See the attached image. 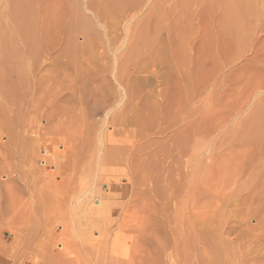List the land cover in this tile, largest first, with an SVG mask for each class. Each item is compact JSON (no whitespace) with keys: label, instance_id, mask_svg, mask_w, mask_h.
Returning <instances> with one entry per match:
<instances>
[{"label":"rangeland","instance_id":"374dc122","mask_svg":"<svg viewBox=\"0 0 264 264\" xmlns=\"http://www.w3.org/2000/svg\"><path fill=\"white\" fill-rule=\"evenodd\" d=\"M96 1L0 0V264H264V0Z\"/></svg>","mask_w":264,"mask_h":264},{"label":"bare ground","instance_id":"6f19581e","mask_svg":"<svg viewBox=\"0 0 264 264\" xmlns=\"http://www.w3.org/2000/svg\"><path fill=\"white\" fill-rule=\"evenodd\" d=\"M20 1H21V0H20ZM97 1H98V0H97ZM97 1H96V2H97ZM118 1H119V0H118ZM125 1H126V0H125ZM128 1H129V0H128ZM236 1H237V0H236ZM239 1H240V0H239ZM93 3H95V2H93ZM93 3H92V4H93ZM97 3H98V2H97ZM114 3H115V2H114ZM120 3H121V2H120ZM244 3H245V2H244ZM92 4H91V5H92ZM112 4H113V3H112ZM124 4H125V3H124ZM130 4H131V3H130ZM120 5H121V4H120ZM126 5H127V4H126ZM244 5H245V4H244ZM249 5H250V4H249ZM17 6H18V5H17ZM114 6H115V5H114ZM228 6H231V5H228ZM241 6H243V5H241ZM241 6H240V7H241ZM18 7H19V6H18ZM248 7H249V6H248ZM117 8H118V7H117ZM117 8H116V9H117ZM229 8H230V7H229ZM229 8H228V9H229ZM234 8H236V4H235V7H234ZM246 8H247V7H246ZM249 8H250V7H249ZM251 8H252V7H251ZM20 10H21V9H20ZM229 10H232V9H229ZM227 12H229V11L227 10ZM249 13H250V12H249ZM75 14H76V13H75ZM236 14H237V13H236ZM250 14H252V13H250ZM242 15H243V13H242ZM230 16H231V15H230ZM240 16H241V15H240ZM78 17H79V16H78ZM86 17H87V16H86ZM237 17H238V16H237ZM246 17H248V16H246ZM246 17H245V18H246ZM21 18H22V16H21ZM238 18H239V17H238ZM80 19H81V18H80ZM231 19H232V18H231ZM23 20H24V19H23ZM233 20H234V19H233ZM238 20H239V19H238ZM247 20H248V19H247ZM78 21H79V20H78ZM226 21H227V20H226ZM15 22H16V21H15ZM24 22H25V20H24ZM75 22H76V21H75ZM79 22H80V21H79ZM233 22H234V21H233ZM238 22H239V21H238ZM17 23H18V22H17ZM76 23H77V22H76ZM226 23H227V22H226ZM22 24H23V23H22ZM78 24H79V23H78ZM78 24H77V25H78ZM237 24H238V23H237ZM24 25H26V24H24ZM228 25H229V24H228ZM233 25H234V24H233ZM74 26H75V25H74ZM74 26H73V27H74ZM232 27H233V26H232ZM68 28H69V27H68ZM83 28H84V27H83ZM238 28H239V27H238ZM69 29H70V28H69ZM84 29H86V31H88L87 28H84ZM91 29H93V28L91 27ZM74 30H76V29H74ZM142 30H143V29H142ZM95 31H96V30H95ZM83 32H84V31H83ZM73 33H74V32H73ZM79 35H80V34H79ZM69 36H70V35H69ZM90 37H91V36H90ZM70 39H71V38H70ZM83 39H84V38H83ZM31 41H32V40H31ZM77 42H78V41H77ZM82 42H83V40H82ZM85 42H86V41H85ZM69 44H70V43H69ZM86 44H87V43H86ZM30 45H31V44H30ZM81 45H82V44H81ZM71 47H72V45L70 44V48H71ZM78 47H79V46H78ZM83 48H84V47H83ZM75 50H76V49H75ZM70 51H71V50H70ZM6 53H7V52H6ZM13 54H14V53H13ZM3 55H4V54H3ZM7 55H8V54H7ZM14 56H15V55H14ZM14 56H13V57H14ZM4 57H5V56H4ZM8 58H9V57H8ZM11 59L14 60V58H11ZM4 60H5V58H4ZM6 60H8V59H6ZM9 61H10V60H9ZM2 62H3V61H2ZM4 62H5V61H4ZM5 63H6V62H5ZM10 63H12V62L10 61ZM15 63H16V62H15ZM2 64H3V63H2ZM6 65H7V64H5V66H6ZM16 65H17V64H16ZM14 66H15V64H14ZM14 66H13V67H14ZM6 67H9V66H6ZM9 68H10V67H9ZM9 68H8V69H9ZM10 69H11V68H10ZM11 70H13V69H11ZM8 71H9V70H8ZM21 72H22V71H21ZM22 74H23V73H22ZM16 83H17V82H16ZM9 85H10V83L8 84V86H9ZM11 85H12V83H11ZM6 86H7V85H6ZM11 88H12V87H11ZM10 90H12V89H10ZM1 91H2V90H1ZM5 91H6V90H5ZM0 93H1V92H0ZM3 93H5V92H3ZM12 94H13V92H12ZM4 95H5V94H4ZM6 97H8V98L11 99L13 96H12V95L9 96V95L7 94ZM109 156H110V154H109ZM107 163H108V162H107ZM109 163H110V162H109ZM105 164H106V163H105ZM110 165H111V164H110ZM111 172H112V170H111ZM111 185H112V184H111ZM103 196H105V195H103ZM106 197H108V196H106ZM106 197H105V198H106ZM98 199H99V198H98ZM107 199L110 200L111 198L109 197V198H107ZM99 202H100V201H97L98 206H97L96 208H98V209H101L102 207L104 208L105 203L102 202V203H100V205H99ZM110 202H111V201H110ZM111 203H112V202H111ZM104 210H105V209H104ZM88 217H89V216H88ZM92 221H93V219H92ZM97 223H98V222H97ZM101 224H102V223H101ZM98 226H99V225H98ZM92 229H93V228H92ZM0 260H1V259H0Z\"/></svg>","mask_w":264,"mask_h":264}]
</instances>
